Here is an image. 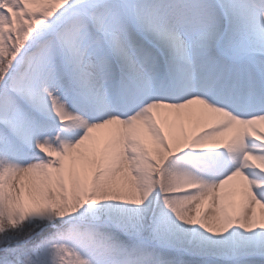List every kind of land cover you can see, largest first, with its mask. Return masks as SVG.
Listing matches in <instances>:
<instances>
[{
	"label": "snow or ice",
	"instance_id": "6c2138e0",
	"mask_svg": "<svg viewBox=\"0 0 264 264\" xmlns=\"http://www.w3.org/2000/svg\"><path fill=\"white\" fill-rule=\"evenodd\" d=\"M0 264H264V0H0Z\"/></svg>",
	"mask_w": 264,
	"mask_h": 264
}]
</instances>
